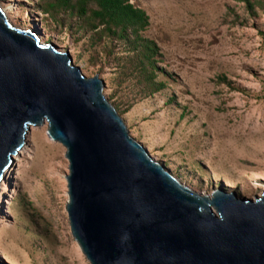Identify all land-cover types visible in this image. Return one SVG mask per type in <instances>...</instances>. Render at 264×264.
Masks as SVG:
<instances>
[{"label":"rangeland","instance_id":"374dc122","mask_svg":"<svg viewBox=\"0 0 264 264\" xmlns=\"http://www.w3.org/2000/svg\"><path fill=\"white\" fill-rule=\"evenodd\" d=\"M39 0H0L9 21L98 75L109 100L118 89L117 51L105 64L76 35L38 9ZM149 17L144 36L160 49L156 80L165 88L121 115L131 137L192 190L254 200L264 191V2L248 13L241 0H135ZM47 23L49 27H46ZM98 57V56H97ZM158 59V58H157ZM104 65V66H103ZM102 67V71L98 69ZM224 77L226 82H221ZM137 100V99H136ZM110 101V100H109ZM112 103V101H110ZM46 125L31 127L25 151L0 184V261L89 264L70 231L65 149Z\"/></svg>","mask_w":264,"mask_h":264},{"label":"water","instance_id":"95a60500","mask_svg":"<svg viewBox=\"0 0 264 264\" xmlns=\"http://www.w3.org/2000/svg\"><path fill=\"white\" fill-rule=\"evenodd\" d=\"M103 88L0 6V184L31 127L46 125L65 149L66 212L89 264H264V191L184 185L130 136Z\"/></svg>","mask_w":264,"mask_h":264},{"label":"trees","instance_id":"16d2710c","mask_svg":"<svg viewBox=\"0 0 264 264\" xmlns=\"http://www.w3.org/2000/svg\"><path fill=\"white\" fill-rule=\"evenodd\" d=\"M135 0H39L38 9L55 25L63 28L76 41H83L85 50L96 54L90 59L95 65L105 64L116 50L125 53L116 58L119 72L115 93L109 96L112 105L121 116L138 100L147 99L165 88L156 78L162 69L157 44L144 36L149 27L146 12L136 6ZM248 13L264 0H241ZM49 27L47 23H44ZM264 38V32L261 33ZM98 56V57H97ZM158 58V59H157ZM104 66V65H103ZM102 71V67L98 72ZM221 82H226L224 77ZM137 99V100H136Z\"/></svg>","mask_w":264,"mask_h":264},{"label":"bare ground","instance_id":"6f19581e","mask_svg":"<svg viewBox=\"0 0 264 264\" xmlns=\"http://www.w3.org/2000/svg\"><path fill=\"white\" fill-rule=\"evenodd\" d=\"M20 151H25V145L19 150ZM17 156H18V153H17Z\"/></svg>","mask_w":264,"mask_h":264}]
</instances>
